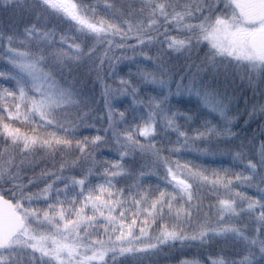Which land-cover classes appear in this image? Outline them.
<instances>
[{
    "label": "clouds",
    "instance_id": "9594fccd",
    "mask_svg": "<svg viewBox=\"0 0 264 264\" xmlns=\"http://www.w3.org/2000/svg\"><path fill=\"white\" fill-rule=\"evenodd\" d=\"M53 2L28 0L18 28L0 31V64L12 69L0 68V200L19 218L15 232L0 238V264H127L121 258L146 251L155 264H264V216L248 207L264 205V58L220 51L209 40L225 25L259 23L243 21L231 0H71L75 15ZM125 64L134 67L122 72ZM146 88L157 94L145 96ZM189 93L212 97L224 113L191 131L179 123L189 134L215 130L191 152L243 167L185 159L189 150L176 133L160 139L168 130L159 121L155 135L140 136L154 100L182 113L170 98ZM125 96L144 118L127 121V109L115 104ZM33 101L47 107L37 112ZM241 117L257 122L246 138L233 128ZM5 125L34 142L26 147ZM213 169L226 186L214 182ZM96 196L112 203L90 199ZM221 199L233 208L226 212ZM228 233L238 258L229 243H216ZM189 247L214 251L170 258Z\"/></svg>",
    "mask_w": 264,
    "mask_h": 264
},
{
    "label": "trees",
    "instance_id": "16d2710c",
    "mask_svg": "<svg viewBox=\"0 0 264 264\" xmlns=\"http://www.w3.org/2000/svg\"><path fill=\"white\" fill-rule=\"evenodd\" d=\"M24 9L25 7L23 6V9H21L22 15H20V19L16 21L17 23L14 24L16 25V26H13L14 29L18 28L19 24L22 22V16L24 13ZM10 14L11 13H6L2 11V15H3L2 20L5 22L4 26L6 25L8 26L9 20L11 18ZM131 67H134V65H130V64L121 65V71L127 72L129 68ZM142 94H144L145 96H148V95H156L157 93L151 88H146V89H142ZM177 99L181 100L180 104L176 103ZM211 99L213 98L211 97ZM170 101L171 102L169 104V107L171 109L175 110L176 108H179V110L182 113H187L188 115L192 117L191 120H186L184 116H180L178 118L179 123L182 125V127L188 131H191L193 128L200 126V124L205 119H209L214 122L221 119L219 114L211 110L208 106H206L205 103L201 100V98L196 94L189 93L187 96L181 97V98L173 97V98H170ZM115 104L117 107L121 109H127V121L128 122H136L144 118V116L146 115L143 109L136 105H133L132 100L127 96L118 98L115 101ZM256 123H257L256 121H250L249 124L245 125L243 123V117H241L240 121H238L235 125H233V128L240 129L241 137L246 138L247 136L251 134L252 129L256 127ZM86 131H91V130H86ZM175 135L176 134L174 132L168 131L163 136H161L160 139L162 141H165L168 138L174 139ZM259 139H264V135H261ZM259 139L253 141V144L256 145L257 147H259ZM254 151L255 149H253V152ZM104 154L105 156H108L109 158L113 157V154L110 152H105ZM181 155L185 159H191V160H194L195 163H202L206 166H211L212 168H224V167L241 168L243 167V165H240L238 162L231 161L230 158L224 155H216L212 157L200 156L199 154L191 152V151H182ZM152 181L156 182L155 178H152ZM261 231H264V229H261ZM233 240H234V236L230 237L228 235V238L221 236L217 238L216 243L217 244L229 243V250L231 254L238 258L240 254L238 246L236 244L230 243ZM213 251H214V248L206 250L203 248L189 247L186 249L177 250L176 252L172 254L170 258L173 260L178 259L182 253L184 254L183 256H187L188 254H191L194 257L204 259L208 254H210ZM125 259L127 260V264H155L157 257L152 252L146 251L142 254H137L136 257L130 256L127 258H121V260H125Z\"/></svg>",
    "mask_w": 264,
    "mask_h": 264
},
{
    "label": "snow or ice",
    "instance_id": "6c2138e0",
    "mask_svg": "<svg viewBox=\"0 0 264 264\" xmlns=\"http://www.w3.org/2000/svg\"><path fill=\"white\" fill-rule=\"evenodd\" d=\"M52 6L60 8L62 11H65L69 15H75L74 7L71 4L53 2ZM21 68L23 71L29 72V73L35 71L34 65H22ZM0 78H5V77H0ZM8 95L10 96V95H12V93L9 92ZM3 98L4 97L0 96V99H3ZM19 98L21 100L23 99L22 91H21V95ZM201 100L211 110L217 112L220 116L224 115L223 110L217 106V103L214 102L210 96L202 97ZM134 103H135V101H134ZM32 104H33V107L35 108V110L37 112H41L42 108L47 107V103L42 104V103H38L36 101H33ZM153 105H154V109L151 112L150 117H149L150 122L145 123L142 127L139 128V134H140V136H142L144 138H149V137L155 135L156 122L159 121L160 123H162L165 126V128L168 131L176 133L177 136L184 142V145L187 146L189 151H196V149L193 147V142L198 141L200 139H203L206 135H210V134H213L215 132L214 128H208L205 130V132H200V131L194 130L191 134H189L188 132H186L185 130H183L182 128L179 127V120L177 119V117L178 116H184L186 118V120H191L190 115H188L187 113H168L166 110H164L163 102L159 99L154 100ZM10 118H14V115L11 113H10ZM3 131L5 132V134L12 137L13 139H17V138L23 139L26 147L30 143L34 142V138L23 137L18 129L12 128L10 126L5 125L3 128ZM216 134L219 135V133H216ZM200 154L201 155H207V153H203V152H201ZM213 172L215 174L214 182L217 185L226 186V185H224V179L225 178L222 175L221 171L217 170V169H213ZM190 174L193 176L199 177L202 181L203 180H209V177L205 176L203 174V172H201L199 170L191 171ZM177 182L186 188V185H184V181L178 180ZM100 191L105 192V191H107V189L101 188ZM162 196H163V194H161V198H162ZM90 199L98 200V201H100L101 204H105V205L112 203L111 201L105 202L101 196H96V197L90 198ZM155 203H156V201L153 202L154 205H155ZM219 203H220L221 207L226 212L233 208V202L230 200L221 199L219 201ZM92 206L95 207V204H93ZM248 207L254 211L260 212V214L262 216H264V205L249 204ZM57 215H62V211H58ZM78 216H79V213H78ZM108 218L114 219V217H112V216H110ZM79 219L82 220V219H84V217L79 216ZM17 227H18V225H17ZM10 236H11V233H8L5 236V238L10 237ZM241 264H247V260L242 259Z\"/></svg>",
    "mask_w": 264,
    "mask_h": 264
},
{
    "label": "rangeland",
    "instance_id": "374dc122",
    "mask_svg": "<svg viewBox=\"0 0 264 264\" xmlns=\"http://www.w3.org/2000/svg\"><path fill=\"white\" fill-rule=\"evenodd\" d=\"M56 2L71 4V0H56ZM27 3L28 0H0V31L10 32L14 30L13 26H16L14 24L17 23L16 21H18L20 15H22L21 9H23V6L26 8ZM231 6L243 21L246 23H259V27L254 29L238 28L233 30L231 27L225 25L223 28H218L209 33V40L212 45L220 51L231 52L238 50L241 54L246 56L254 53L257 58H264V51L259 53L256 52L251 44V40L255 35H264V0H231ZM2 11L11 13L8 26H4L5 22L2 20ZM0 68L9 71L12 70L5 64H0ZM0 83H4V81H0ZM249 194L254 193L250 190ZM228 235L230 237L233 236L231 233L224 234L223 236L228 238ZM181 255L184 254L181 253ZM186 257L194 256L188 254Z\"/></svg>",
    "mask_w": 264,
    "mask_h": 264
},
{
    "label": "water",
    "instance_id": "95a60500",
    "mask_svg": "<svg viewBox=\"0 0 264 264\" xmlns=\"http://www.w3.org/2000/svg\"><path fill=\"white\" fill-rule=\"evenodd\" d=\"M251 44L256 52H263L264 35H255ZM18 220L19 218L11 204L0 200V238L5 237L8 233L12 235L17 228Z\"/></svg>",
    "mask_w": 264,
    "mask_h": 264
}]
</instances>
